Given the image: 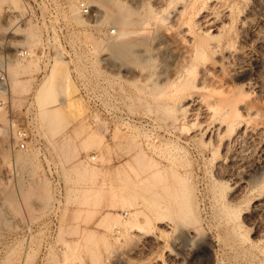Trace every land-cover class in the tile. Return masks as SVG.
I'll list each match as a JSON object with an SVG mask.
<instances>
[{
  "label": "rangeland",
  "instance_id": "rangeland-1",
  "mask_svg": "<svg viewBox=\"0 0 264 264\" xmlns=\"http://www.w3.org/2000/svg\"><path fill=\"white\" fill-rule=\"evenodd\" d=\"M77 1L33 19L0 0V264H264V0H113L136 21L120 53L114 3ZM214 15L227 86L256 112L218 135L197 78L167 86L171 31Z\"/></svg>",
  "mask_w": 264,
  "mask_h": 264
},
{
  "label": "bare ground",
  "instance_id": "bare-ground-1",
  "mask_svg": "<svg viewBox=\"0 0 264 264\" xmlns=\"http://www.w3.org/2000/svg\"><path fill=\"white\" fill-rule=\"evenodd\" d=\"M108 1H109V3H114L115 4V2L113 0H108ZM216 1L218 2V0H216ZM114 4L112 5L115 8V14L114 15H116V12H118V16L112 15V16H110V17L108 16V17L115 24L119 25L120 28H121L119 30L118 34H117L118 37L121 39L119 42H117V52L120 53V52H124L126 50L125 46L128 45V44H126L124 46L125 42L122 40L124 38V36H126V34H127V31H125L123 28L124 27L126 28V26L128 24L134 23L136 21H134V20L131 21L129 19V14H128L129 12H128L127 8H124L123 5L119 6L120 4H117V5L115 4L116 5V7H115ZM229 5H230V3H229ZM211 6H212V4H211ZM117 7H119V8H117ZM201 7H203V6H201ZM116 9H118V11H116ZM224 10H226V9H224ZM227 10H228V14L227 15H229V11L230 10L229 9H227ZM252 10H254V9H252ZM211 11L213 12L212 8H211ZM180 13H182V12H180ZM252 13L249 12L245 17H243V20L247 21L251 17ZM111 14H113V13H111ZM253 14H256V13H253ZM227 17H229V16H227ZM175 18H176V16H175ZM179 18H181V16H179ZM156 20H158V19H156ZM188 21L184 22L185 24H183V25H186V27H187L185 29V33H182L181 30L180 31H171V33L169 32L170 36H171V38L169 36V38L171 39L170 40L171 42H168V43H170V47L168 46V48H171V46H173L172 44L176 43L178 45L179 49H176L178 54L176 52V57H174L175 59L172 58L169 61V66L168 67H170V68L168 69L169 72H168V75H167V81H168V78L170 80L168 81L169 83H168L167 86L169 88H174V90L185 88L187 86H191L190 84L192 83V80H193L192 78H197L198 79V83L195 84V85L192 84L193 85L192 88L194 90H204L203 92H205V94H204V97L202 98L203 102H204V106H205L204 108H206L205 111H207L208 114H210L211 119L212 118L214 119V124H213L212 129H211L212 132L215 133V135H218L220 133L225 132L227 130L228 125H230L231 122L234 121L233 119H235L236 117L241 115V110H247L245 112H247L248 115L251 114V113L255 114L256 112L255 111H253V112L250 111L253 108L249 104V102H250L249 101V93L247 91L245 92V89H242V88H239V87L230 89V86H227V82H228L227 78H229L228 76L230 74L226 75V74H228L227 72H229V71L225 72L226 70L224 68V66H225L224 65L225 64L224 60L233 57V55L235 53L229 50L225 54L221 55V54L217 53V51H216V47L217 46H216L215 42L213 41V39H215V38H217L219 36V34H220L219 33L220 32L219 28L224 26L222 21L219 20L215 15L205 19V22H204V26L205 27H195L194 25L193 26H188L189 25ZM177 22H179V21H177ZM170 28H172V26ZM166 31H167V29H166ZM231 48L232 47H230V49ZM178 50H180V51H178ZM171 52H172V49H171ZM170 56H173V55L170 54ZM252 80H254V82H257L255 80H258V76H256V79L250 77L249 80L244 83V86L246 88H248V89L250 87H252L253 86L252 84H254ZM205 81L214 82V85H215V82H216V84H217V82H219L221 87L224 86V85L227 86V87L224 88V89L223 88H221V89L210 88L208 86L209 84L208 85L205 84ZM229 81H230V79H229ZM229 84H230V82H229ZM195 97H197V96H195ZM197 100H199L198 97L194 98L193 100H190V101L188 100V101H189V103L193 104V103L197 102ZM250 103H252V102H250ZM195 105H196V103H195ZM195 108H197V107H195ZM246 118H247V116H246ZM247 123H248V121H247ZM250 127H251V125H250ZM251 130H252V128H251ZM243 131H246L245 128H242V130L240 129L239 132H243ZM136 157H138V154L136 155ZM218 165H220V164H218ZM220 167L218 166V168H220ZM157 171L158 170H156V172ZM157 174L158 173H155V174L153 173L150 177H153L154 175H157ZM175 180H176V182H178L177 185L179 186L180 182L183 183L184 179L177 176V177H175ZM157 182L159 183L160 180H157ZM165 186H164V191H167V188ZM185 186L186 185H185V182H184L182 184V186L178 187V188H180V190H182L181 191L182 193H181L180 196H182L181 199H183L182 200L183 201V206L186 209H189V206H190L189 205V201H188L189 197L187 196V194H188L187 190L188 189L186 190L187 186L186 187ZM181 188H183V189H181ZM168 189H170V188H168ZM176 195H177V193H176ZM261 203H262L261 201L258 202V204H256L255 207L259 206V205L261 206ZM178 205H179V202H178ZM217 208H218V210L221 213L226 215L228 218L235 217L234 216L235 212L228 211L227 208L225 206H223L222 204L221 205L220 204L217 205ZM186 211H188V210H186ZM187 213H190V212L188 211ZM183 215H184V212H183ZM183 215H182V217H183ZM186 216H187V214L184 216V218ZM184 218H182V219H184ZM4 264H10V263H4Z\"/></svg>",
  "mask_w": 264,
  "mask_h": 264
},
{
  "label": "built area",
  "instance_id": "built-area-1",
  "mask_svg": "<svg viewBox=\"0 0 264 264\" xmlns=\"http://www.w3.org/2000/svg\"><path fill=\"white\" fill-rule=\"evenodd\" d=\"M23 5L25 13L23 17L33 18V19H48L53 16V5L51 0H23ZM77 7L82 14H87L89 12L88 5L82 1H77ZM26 53L22 51L23 54ZM14 136L16 138V146L22 148L25 146L26 139L28 137V131L23 125L14 126ZM49 221L53 225L54 223V213L49 212Z\"/></svg>",
  "mask_w": 264,
  "mask_h": 264
}]
</instances>
